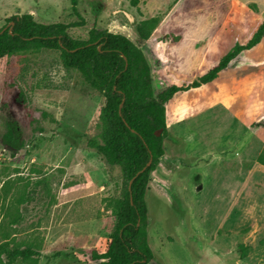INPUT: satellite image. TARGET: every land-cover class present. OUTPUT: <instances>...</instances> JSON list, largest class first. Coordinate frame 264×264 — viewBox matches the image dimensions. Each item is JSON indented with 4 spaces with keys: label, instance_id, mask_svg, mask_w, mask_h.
<instances>
[{
    "label": "rangeland",
    "instance_id": "374dc122",
    "mask_svg": "<svg viewBox=\"0 0 264 264\" xmlns=\"http://www.w3.org/2000/svg\"><path fill=\"white\" fill-rule=\"evenodd\" d=\"M178 2L78 0L76 15L70 0H0V29L11 16L30 14L37 23L67 24L73 39L87 40L93 28L137 43V25L154 18V43L182 36L172 51L182 79L161 73L162 86L185 82L264 20V0ZM211 4L231 15L216 13L210 21L193 13ZM207 36L220 38L209 45ZM103 104L102 94L78 72L64 69L55 51L27 50L7 60L0 71V244L32 246L40 254L37 264H87L92 250L104 251L117 218L110 199L119 195L122 176L86 145L99 133L96 113ZM7 124L15 125L23 143L15 156L2 144ZM152 171L144 197L151 250L165 264H204L178 241L161 250V231L171 235L174 221L165 201L153 194Z\"/></svg>",
    "mask_w": 264,
    "mask_h": 264
},
{
    "label": "crops",
    "instance_id": "0c3cea01",
    "mask_svg": "<svg viewBox=\"0 0 264 264\" xmlns=\"http://www.w3.org/2000/svg\"><path fill=\"white\" fill-rule=\"evenodd\" d=\"M210 7L193 13L209 16L210 21L216 13L231 15ZM261 22L243 41L231 42L198 73L175 84L187 85L203 75L235 43H246ZM167 38L154 43V34L146 44L160 61L161 73L180 80L172 51L182 36ZM219 38L207 36L205 41L210 45ZM165 121V152L150 184L174 221L171 235L161 231V250L178 241L181 250H191L204 264H264V167L257 162L264 147V35L210 83L176 93L166 105ZM239 246L249 247L246 257H239ZM152 253L148 264H165Z\"/></svg>",
    "mask_w": 264,
    "mask_h": 264
},
{
    "label": "trees",
    "instance_id": "16d2710c",
    "mask_svg": "<svg viewBox=\"0 0 264 264\" xmlns=\"http://www.w3.org/2000/svg\"><path fill=\"white\" fill-rule=\"evenodd\" d=\"M77 4L78 0H70L76 15ZM7 22L9 25L0 29V71L9 58L27 50L55 51L64 69L78 72L104 98L96 113L99 133L87 139L86 145L107 165L119 168L122 188L118 196L110 199L117 214L114 231L104 251L90 252L87 264H148L153 253L147 239L144 197L149 173L165 152L166 105L176 93L210 83L242 51L256 46L264 35V20L246 43H235L216 65L182 86H160V61L152 53L151 45L146 44L157 24L154 18L137 25V43L124 35L93 28L87 40L73 39L67 33V24L37 23L30 14L11 16ZM158 130L160 136L155 135ZM2 144L11 156L22 149L15 125H6ZM150 158L151 165L139 173ZM257 162L264 167V147ZM248 252V246L238 247L240 258ZM39 255L32 246L19 247L8 241L0 244V264H37Z\"/></svg>",
    "mask_w": 264,
    "mask_h": 264
},
{
    "label": "water",
    "instance_id": "95a60500",
    "mask_svg": "<svg viewBox=\"0 0 264 264\" xmlns=\"http://www.w3.org/2000/svg\"><path fill=\"white\" fill-rule=\"evenodd\" d=\"M160 134H161V131L160 130H158L156 133H155V135L156 136H160ZM151 158H150V160L148 161V163L146 164V166L139 172V173H142L147 167H149L150 165H151ZM130 183H131V181H130ZM129 183V184H130Z\"/></svg>",
    "mask_w": 264,
    "mask_h": 264
}]
</instances>
